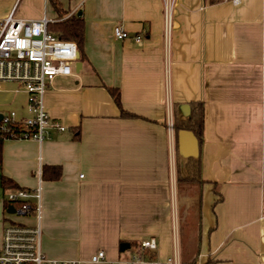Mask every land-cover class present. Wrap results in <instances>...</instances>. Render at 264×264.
<instances>
[{
    "label": "crops",
    "instance_id": "obj_1",
    "mask_svg": "<svg viewBox=\"0 0 264 264\" xmlns=\"http://www.w3.org/2000/svg\"><path fill=\"white\" fill-rule=\"evenodd\" d=\"M56 1L83 18L82 57L43 97L67 129L3 139L0 163L19 187L40 188L42 253L78 264H264V0H173L166 38L163 0ZM11 11L58 18L44 0H0V17ZM115 24L140 41L116 39ZM0 94V113L27 115L16 83ZM194 100L203 102L202 182L177 180L187 156L172 123ZM43 165H58L59 177L41 178ZM149 237L156 248L132 260ZM98 250L105 259L91 261Z\"/></svg>",
    "mask_w": 264,
    "mask_h": 264
},
{
    "label": "built area",
    "instance_id": "obj_2",
    "mask_svg": "<svg viewBox=\"0 0 264 264\" xmlns=\"http://www.w3.org/2000/svg\"><path fill=\"white\" fill-rule=\"evenodd\" d=\"M48 2L49 0H44ZM235 1V0H233ZM173 0H163V31L168 35L171 23ZM50 19L45 14L38 18L17 17L11 11L0 17V89L3 82H14L26 94V116L17 117L15 111L0 113V134L5 138H32L40 141L48 134V129H67L66 125L51 119L44 104V93L56 75L69 74L76 59V44L71 39L56 36L47 29ZM116 39L131 38L140 41L141 35H130L121 24L112 27ZM39 186L33 189L15 188L5 191L3 219L0 241V264H78L74 259L46 257L40 248V203ZM34 199V203L30 199ZM11 205L14 212H7ZM32 215L33 224L18 222L10 214ZM153 237L141 239L136 245L132 260L143 262L145 250H154ZM105 259L104 252L98 250L90 256L91 261ZM147 264H159L149 260ZM163 264H177L167 258Z\"/></svg>",
    "mask_w": 264,
    "mask_h": 264
},
{
    "label": "trees",
    "instance_id": "obj_3",
    "mask_svg": "<svg viewBox=\"0 0 264 264\" xmlns=\"http://www.w3.org/2000/svg\"><path fill=\"white\" fill-rule=\"evenodd\" d=\"M53 9L58 13V18L47 24V29L56 36L64 39H71L75 42L79 58L82 57L83 45V18L79 14L70 13L66 16V12L60 9L56 0H49ZM109 92L113 102L117 105L122 116H133L134 114L126 111L121 107L119 99V90L117 87L105 86ZM188 115L183 118L173 119V129L175 134L180 129H186L193 133L198 143L201 141L203 130V102L194 100L189 103ZM3 137L0 134V163ZM182 173L177 175V180L189 182H202L201 178V159L199 154L187 156L182 165ZM60 175V167L58 165H43L41 167V178L57 179ZM0 187L2 190L20 188L11 178L0 172ZM214 262L212 258H207L203 264ZM180 264H198L195 259H191Z\"/></svg>",
    "mask_w": 264,
    "mask_h": 264
},
{
    "label": "water",
    "instance_id": "obj_4",
    "mask_svg": "<svg viewBox=\"0 0 264 264\" xmlns=\"http://www.w3.org/2000/svg\"><path fill=\"white\" fill-rule=\"evenodd\" d=\"M79 58V52L76 51V59ZM79 65V61L76 62L75 68ZM178 146L184 156L195 155L197 153V139L193 133L186 129H180L178 131ZM7 212H14L11 205L6 208Z\"/></svg>",
    "mask_w": 264,
    "mask_h": 264
},
{
    "label": "rangeland",
    "instance_id": "obj_5",
    "mask_svg": "<svg viewBox=\"0 0 264 264\" xmlns=\"http://www.w3.org/2000/svg\"><path fill=\"white\" fill-rule=\"evenodd\" d=\"M0 100H2V95L0 94ZM4 108H6V107H2V106H0V110L2 111ZM0 196L3 198V194L0 192ZM1 209H2V206L0 205V220L2 221V212H1ZM4 215L6 216V213H4ZM10 215H14V213H11Z\"/></svg>",
    "mask_w": 264,
    "mask_h": 264
}]
</instances>
